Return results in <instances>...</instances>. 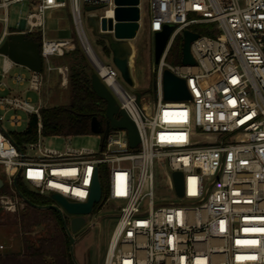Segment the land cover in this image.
<instances>
[{"label": "built area", "instance_id": "2783aa9c", "mask_svg": "<svg viewBox=\"0 0 264 264\" xmlns=\"http://www.w3.org/2000/svg\"><path fill=\"white\" fill-rule=\"evenodd\" d=\"M23 2H29L30 10L11 31L9 9ZM82 3L98 6L101 19L109 18V11L114 18L115 0H70L71 15L84 52L120 109L137 124L140 142L132 148L126 129H110L99 151L46 146L42 106L0 94V123L7 112L19 110L38 119L37 140L23 147L0 128V164L12 191L0 194V207L13 213L24 208L14 187L17 174L51 203H56L54 194L87 202L97 175L100 184L101 177L106 181L97 208L122 203L102 264H264V0H148L152 35L175 25L157 65L154 110L148 104L139 107L136 93L120 83L118 69L96 54L85 31ZM66 6L60 0H0V45L10 33L36 34L43 60L42 71L29 70L27 77L13 72L18 64L0 54V92L26 82L40 92L45 72L57 71L67 82L68 66L53 65L52 58L76 47L68 39L47 37L49 12ZM201 23L210 25L211 34H199L192 42L196 64L167 63L174 39ZM165 68L186 80L191 99H164ZM9 121L20 125L22 117L14 113ZM157 159L172 174L183 173L178 201L155 200Z\"/></svg>", "mask_w": 264, "mask_h": 264}, {"label": "rangeland", "instance_id": "374dc122", "mask_svg": "<svg viewBox=\"0 0 264 264\" xmlns=\"http://www.w3.org/2000/svg\"><path fill=\"white\" fill-rule=\"evenodd\" d=\"M66 1L67 6L61 9H55L49 12L47 22V37L52 39H68L76 47V55L80 60L87 65L90 69H87L89 73H92L95 69L88 56L83 50L81 42L75 31L72 15L70 12V0ZM142 13L141 20L143 22L142 29L138 35L137 51L133 55V69L136 80V86L132 87L125 83L121 76L119 81L122 86L130 93H140L141 103L143 105H149L152 110L156 107V92L155 85L158 76V67L154 64V40L153 35L149 31L150 24V10L148 0H141ZM82 17L84 20L85 31L87 37L99 58L106 64H113L111 61V52L107 47V44L102 39L95 37L86 25V6L82 3ZM30 10L29 2L16 3L11 5L9 9V29L14 31L18 29V23L21 17L25 16ZM2 15V14H0ZM193 31L197 30H209L208 24H196L191 27ZM135 40V39H134ZM182 59V58H181ZM79 60L76 56H63L53 57L52 64L57 65L65 63L68 66V80L65 83L63 77L57 72L44 73V82L40 92L31 90L29 84L26 82L23 85L11 84V88L8 91L0 92L1 95H16L24 99L31 100L34 106L51 107L59 105H67L71 101V87L69 83V76L71 74L72 67L75 65H83L78 63ZM2 63V56L0 55V67ZM172 65H181L182 61L178 60L176 55H172ZM13 72L25 74L30 76L31 72L20 65L14 67ZM213 79H207L209 83ZM17 113L22 117V123L20 125L13 126L10 123L11 116ZM3 111L0 110V115ZM30 114L24 111H10L5 115L3 126L8 131L23 132L26 130ZM105 137V131L99 133L85 134L71 136L70 139H66L64 136H45L43 142L46 146L56 147L63 149L65 145L80 148L86 147L93 151H99ZM155 175V188L154 197L156 201H178L179 198L176 194L175 186L173 183L172 172L167 163L162 159H157L154 166ZM0 178L4 181V185L0 188V194L7 193L12 194L7 182V178L4 174V168L0 164ZM101 185L104 191H106V181L101 177ZM28 188L32 192L36 190L28 185ZM101 203H96L95 209L88 215H86V223L77 231L74 236L77 237L74 252L79 264H102L106 251L116 227L118 221V209L121 206V201H112L104 204L102 207L97 208ZM69 219L75 215L65 211ZM16 213L9 212L0 207V252L2 253H20L22 252V236L19 226L15 224ZM43 226L35 228L27 236L31 239H36L44 231Z\"/></svg>", "mask_w": 264, "mask_h": 264}, {"label": "water", "instance_id": "95a60500", "mask_svg": "<svg viewBox=\"0 0 264 264\" xmlns=\"http://www.w3.org/2000/svg\"><path fill=\"white\" fill-rule=\"evenodd\" d=\"M117 5L114 18H100L98 6H86L85 10L86 25L91 29L93 35L106 42L111 52V61L118 69L121 78L128 85L135 87L136 80L133 69V55L135 47L132 40L136 39L140 29V0H115ZM23 28V21L20 24ZM175 29L174 24H166L160 32H155L154 40V64L157 66L161 62V58L167 48L171 34ZM199 34L186 29L183 31V47H182V65H195L196 61L191 53V44L199 38ZM0 54L7 55L16 64L27 68L34 72H41L43 68V60L40 53V41L26 35L25 33H10L3 43L0 45ZM163 96L167 101H181L191 99V95L186 86V80L177 76L170 69L165 68L162 72ZM91 86L96 95L105 101V123L101 119L94 117L91 122V130L93 133L107 132L110 129H126L129 137L130 147L135 148L140 142V134L135 121L120 109L117 99L100 79L97 70L91 74ZM137 104L141 107V94L136 93ZM3 133L14 143L15 140L9 131L0 123ZM173 182L177 194L183 195V173L175 171L172 174ZM19 174L14 177V187L19 197L29 205L38 209L55 210L64 225L67 235L70 238V254L75 264H79L74 248L77 237L74 234L86 223L85 215L93 211L96 203H100L102 196V188L100 181L95 176L93 187L89 200L84 203L69 202L60 195L54 194L52 198L56 203L48 205L33 204L20 190L18 186ZM4 185V181L0 178V188ZM64 210L70 214L76 215L70 222L64 214Z\"/></svg>", "mask_w": 264, "mask_h": 264}, {"label": "trees", "instance_id": "16d2710c", "mask_svg": "<svg viewBox=\"0 0 264 264\" xmlns=\"http://www.w3.org/2000/svg\"><path fill=\"white\" fill-rule=\"evenodd\" d=\"M201 35L211 34L208 30H197ZM31 37L37 38L36 34ZM183 38L177 36L167 55L166 62L171 61L172 55H176L180 61L182 58ZM76 49L65 56H76L78 63L72 67L69 76L71 87V101L67 105L42 107V133L45 136H76L92 134L91 122L94 117L105 123L106 103L99 98L91 86L90 69L75 54ZM170 64V63H169ZM94 71V70H93ZM36 115H31L29 123L23 132L9 131L16 144L23 147L25 144L34 142L38 138ZM19 190L36 205L51 204V200L29 190L24 181L18 179ZM15 224L19 226L22 236V252L2 253L0 252V264H75L70 254V238L66 233L59 214L53 209H38L32 205L25 204L23 209L16 213ZM43 226L44 232L36 239L27 235L35 228Z\"/></svg>", "mask_w": 264, "mask_h": 264}, {"label": "crops", "instance_id": "0c3cea01", "mask_svg": "<svg viewBox=\"0 0 264 264\" xmlns=\"http://www.w3.org/2000/svg\"><path fill=\"white\" fill-rule=\"evenodd\" d=\"M70 12H71V9H70ZM140 29H139V32H138V34H137V37H136V39L135 40H132V43H133V45H134V47H135V51H137V40H138V35H139V33H140V31H141V29H142V26H143V22H142V20L140 21ZM57 65H66L67 66V64H65V63H60V64H57Z\"/></svg>", "mask_w": 264, "mask_h": 264}, {"label": "bare ground", "instance_id": "6f19581e", "mask_svg": "<svg viewBox=\"0 0 264 264\" xmlns=\"http://www.w3.org/2000/svg\"><path fill=\"white\" fill-rule=\"evenodd\" d=\"M108 16H109V17L112 16V11H109V12H108ZM90 53L93 55V52H92L91 49H90Z\"/></svg>", "mask_w": 264, "mask_h": 264}]
</instances>
